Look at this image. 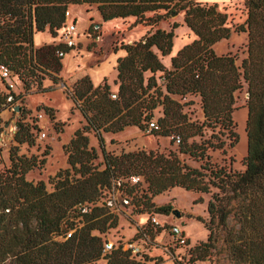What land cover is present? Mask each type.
<instances>
[{"label": "trees", "instance_id": "obj_1", "mask_svg": "<svg viewBox=\"0 0 264 264\" xmlns=\"http://www.w3.org/2000/svg\"><path fill=\"white\" fill-rule=\"evenodd\" d=\"M71 4H96L105 22L134 17L132 26L143 24L150 29L140 40L120 46L127 55L120 57L116 66L118 98L111 97V85L107 81L94 86L87 76L75 83L73 98L76 103L83 100L77 106L86 124L75 131L66 145L73 175L70 169L60 170L54 189L49 191L44 180L34 182L26 178L36 166L32 158H12V167L0 170V264L9 259L14 264H94L102 257L109 258V264H141L121 248L104 255L105 241L94 231L102 233L118 224L117 216L108 210L111 208L108 200L101 202L105 188L114 186L134 196L137 188L144 184L145 194L137 198L139 206L152 207V197L173 187L212 193L208 202L210 222L227 231L225 240L233 260L237 264H264V0H247V19L235 28L237 32H248L249 37L248 56L242 66L236 63L235 56L218 55L213 49L216 42L230 38L232 33L227 25L228 15L219 10L217 3L199 0H0V63L8 65L17 83L23 81L29 87L30 80L38 79L37 72L43 68L60 71L63 57L57 51L63 49L69 53L74 48L62 43L37 48L34 35L48 28L56 36L66 23V11ZM182 11L186 24L198 38L173 56L172 68H168L158 52L163 56L171 53L174 30L180 23L174 21L170 30L156 28L153 31L152 28ZM117 48L115 46L114 50ZM160 71L164 72L162 84L156 77ZM147 72L151 73L148 78ZM52 79L58 82L57 76ZM2 80L10 93L0 91V131L2 111L21 96ZM243 82L248 85V147L243 159L245 169L239 171L227 164L212 163L207 154L209 148H224L225 140L217 136V143L198 144L190 139L201 134L204 126L220 125L221 132L228 131L233 136L230 145L237 144L238 133L232 113L235 92L243 88ZM51 90V87L44 89ZM190 93L201 95L205 115L201 125L190 122L187 114L181 111L183 104L171 96ZM159 107L163 113L156 120L159 128L151 132L173 136L174 140L179 136L178 151L165 154L141 149L114 154L106 149L101 130L117 133L128 126L148 129ZM41 108L49 110L47 106ZM32 127L38 128L21 123L15 140L19 144H34ZM91 130L97 133L102 149V169L93 165L99 155L89 146L86 132ZM18 150L17 145L12 147L14 153ZM178 152L207 161L201 168L192 167L181 160ZM132 175L140 176L141 181L132 183ZM123 199L130 202L128 196ZM84 202L100 203L91 212L81 213L77 206ZM158 209L166 213L170 205ZM231 217L236 221L233 227H230ZM79 223L81 226L72 237L55 239L60 234L65 237L67 231ZM208 228V241L192 250L191 263L204 260L216 241L214 227L208 225Z\"/></svg>", "mask_w": 264, "mask_h": 264}, {"label": "rangeland", "instance_id": "obj_2", "mask_svg": "<svg viewBox=\"0 0 264 264\" xmlns=\"http://www.w3.org/2000/svg\"><path fill=\"white\" fill-rule=\"evenodd\" d=\"M210 4H218L219 10L227 13V25L231 27L230 38L222 39L213 45V49L218 55L231 54L236 57V63L242 66L243 60L248 56V32H237L235 28L244 23L248 16L246 7L247 0H199ZM70 15L67 23L76 21L78 30L77 46L67 53L63 59L65 62L72 58L69 66L63 64L59 72L53 69L43 68L37 73L38 79L30 80L28 87L23 81L19 82L14 93L20 94V98L9 104L1 115L3 118L2 129L0 131V170H9L12 167V158L26 156L36 161V166L31 169L26 178L34 182L44 180L49 191L54 189L56 175L60 170L70 169L74 174L69 161L66 145L70 142L76 130L86 124V120L78 108L77 104H82L83 100L74 101V87L77 80L90 77L87 70L90 68L106 67L108 81L113 84L118 75L117 68H113V57L115 55L114 47L119 49L120 42L129 38H140L142 34L150 29V26L135 27L132 26L133 19L124 20L115 18L104 21L96 4H71L68 7ZM185 12L182 11L176 16H170L161 20L152 30L163 28L170 30L171 24L179 22L180 25L174 30V45L170 54L163 56L158 52L163 63L172 68V57L187 44L192 43L198 36L186 24ZM101 24L94 34V27ZM48 29V28H47ZM46 29V30H47ZM44 32V31H40ZM50 36L49 33H43L41 36ZM100 34V35H99ZM60 32L53 36L54 43H60ZM40 37V36H38ZM101 60V61H100ZM101 62V65L99 64ZM241 71L243 68L241 67ZM148 78L151 73L147 72ZM164 72H158L156 77L159 84L164 82ZM58 77V82H54L52 77ZM41 77H44L41 79ZM91 79V78H90ZM117 80V79H116ZM107 81V80H106ZM107 81V82H108ZM105 82V81H104ZM243 88L235 92V104L232 113L235 130L238 133V142L235 146L230 143L233 136L228 131L221 132L220 125L215 128L204 126L201 134L190 139L198 144L217 143V136L226 141L224 148H209L207 154L211 162L219 165H230L235 170H244L243 159L247 154V83L243 82ZM119 89V84L116 83ZM51 87V91H44ZM112 90V88H111ZM163 90L166 92L165 86ZM0 91L6 94L10 90L6 88L5 83L0 78ZM113 91V90H112ZM118 93L117 91H113ZM173 98L183 104L181 111L187 114L190 122H197L201 125L205 121V115L202 107V98L200 94L190 93L187 95H171ZM11 99L9 98L8 101ZM19 106L20 110H15ZM49 107V110L41 108ZM41 114L43 116H41ZM162 108L156 109L158 120L162 116ZM25 123L31 128L34 144L24 142L19 144L15 140V134L20 128V124ZM105 139L106 149L114 154H121L123 151L136 150H155L157 152L168 154L171 150L178 151V144L173 136H162L153 134L151 130H142L138 126H128L123 131L112 133L101 130ZM89 136V146L94 147L99 157L94 159L93 165L99 169L104 168L102 149L97 133L93 130L86 132ZM174 140V141H173ZM17 145L19 150L14 153L12 147ZM179 153V152H178ZM181 160L192 167L201 168L207 159H196L189 154L179 153ZM79 176V174H77ZM146 184L137 188L133 195L127 192L112 188H105L101 202L109 200L108 210L117 216L118 224L115 227H109L106 231L95 230L94 233L100 235L104 241H113L116 246L125 241L140 243V253L131 255L132 258L141 264H237L232 257L231 248L226 242L227 231L217 223L211 224V215L208 212V202L212 193L187 190L182 187H173L162 194L152 197L153 206L137 205V198L145 194ZM144 193V194H143ZM129 198L130 202L125 203L124 197ZM110 201L112 203H110ZM170 205L166 213L159 212V207ZM178 209L181 213L177 216L173 210ZM160 222L154 223L153 218ZM236 221L230 218V227H233ZM173 225H179L187 235L185 245L177 244L173 241L171 229ZM208 225L214 227V237L216 241L208 250V255L204 260L190 262L192 250L202 242L208 241L210 229ZM64 234L57 235L55 239L63 240ZM106 255V254H105ZM109 258L102 257L94 264H109ZM3 264H14L7 260Z\"/></svg>", "mask_w": 264, "mask_h": 264}, {"label": "built area", "instance_id": "obj_3", "mask_svg": "<svg viewBox=\"0 0 264 264\" xmlns=\"http://www.w3.org/2000/svg\"><path fill=\"white\" fill-rule=\"evenodd\" d=\"M70 15L69 9L66 11V16L68 18V16ZM67 21V20H66ZM99 26L96 25L95 29H98ZM58 31L60 32L59 38H60V43L58 44H64L67 47H72L75 48L78 44L77 39H78V30H77V24L76 21H73L71 23H65L60 29H58ZM57 54L60 57H64L67 53L63 50V49H59L57 51ZM0 77L2 79H5L7 81V84L9 85V87L11 89H15V87L17 86V80L12 78V72L10 70V68L8 67V65L6 64H2L0 63ZM111 97L116 99L118 98V94L116 92L111 93ZM41 116H43L41 114ZM150 130L152 129H158L159 125L158 122L154 119H152L149 122V127ZM177 143H180V138L179 136L176 138ZM130 180L132 183H138L139 181H141V177L138 175H132L130 177ZM121 181H118V184H120ZM125 201V203H128L129 201L127 199H123ZM100 202H84L81 203L77 206L78 211H80L81 213H88L91 212V210L93 209V207L96 204H99ZM107 203H109V200L107 201ZM110 203H112L110 201ZM154 223L156 225H159L160 222L156 219V217L153 218ZM81 226V224L79 223V225H76L74 228L69 229L66 233V236L64 237L66 238H70L73 236V234L75 233L76 229ZM171 235L173 237V241L177 244L180 245H185L187 242V235L185 233L184 230H182V228L179 225H173L172 229H171ZM117 248H121L123 251L125 252H129L131 255H137L138 253H140V243L138 241L135 242H131V241H125L124 243H120L118 246L115 245V243L113 241H105L104 242V255L107 253H111L114 249Z\"/></svg>", "mask_w": 264, "mask_h": 264}, {"label": "crops", "instance_id": "obj_4", "mask_svg": "<svg viewBox=\"0 0 264 264\" xmlns=\"http://www.w3.org/2000/svg\"><path fill=\"white\" fill-rule=\"evenodd\" d=\"M130 19H133L132 23L135 21V18L134 17H131V18H128L126 20H130ZM125 20V19H124ZM131 23V24H132ZM144 27L145 29V25L143 24H138V25H135V27ZM49 33L50 36L47 34V36H41L43 33ZM147 33V29H145V32L142 34V36H140V38H129L125 41H121L120 42V46L123 44V43H131V42H134V41H138L140 40L141 38H143L145 36V34ZM40 36V37H38ZM54 37L52 36V34L50 33L49 29L45 30L44 32H36L35 35H34V44H35V47L39 48V47H42L43 45H46V44H51V43H54L53 41ZM119 46V49L118 50H114L115 51V55L113 57V61H112V64L114 65L113 68H116L117 64H118V59L120 57H124L127 55V51L123 48H121ZM72 58H75V57H71V59H68L67 62L64 61L63 59V64L66 66H69V64L71 63L72 61ZM76 60V58H75ZM101 61V60H100ZM99 61V64L98 65H101ZM94 86H98L100 84H103L104 81H108V74L110 73V71H107L106 70V67H102L99 66L98 68H90L87 70ZM116 79H117V76L115 77L114 79V82L113 84L111 83V88L113 91H117L118 90V86L116 84ZM108 83H110V81H108Z\"/></svg>", "mask_w": 264, "mask_h": 264}, {"label": "water", "instance_id": "obj_5", "mask_svg": "<svg viewBox=\"0 0 264 264\" xmlns=\"http://www.w3.org/2000/svg\"><path fill=\"white\" fill-rule=\"evenodd\" d=\"M177 14L176 13H174L173 14V16H176ZM15 110H20V107L19 106H17L16 108H15ZM173 212L177 215V216H180L181 215V213H180V211L178 210V209H174L173 210Z\"/></svg>", "mask_w": 264, "mask_h": 264}]
</instances>
